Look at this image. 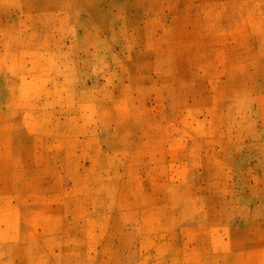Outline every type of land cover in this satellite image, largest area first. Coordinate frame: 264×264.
<instances>
[{"label":"rangeland","instance_id":"1","mask_svg":"<svg viewBox=\"0 0 264 264\" xmlns=\"http://www.w3.org/2000/svg\"><path fill=\"white\" fill-rule=\"evenodd\" d=\"M0 264H264V0H0Z\"/></svg>","mask_w":264,"mask_h":264}]
</instances>
